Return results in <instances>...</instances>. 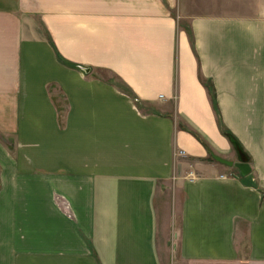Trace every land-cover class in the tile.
I'll return each mask as SVG.
<instances>
[{"label": "crops", "instance_id": "1", "mask_svg": "<svg viewBox=\"0 0 264 264\" xmlns=\"http://www.w3.org/2000/svg\"><path fill=\"white\" fill-rule=\"evenodd\" d=\"M182 2L0 0V264H264V10Z\"/></svg>", "mask_w": 264, "mask_h": 264}, {"label": "rangeland", "instance_id": "2", "mask_svg": "<svg viewBox=\"0 0 264 264\" xmlns=\"http://www.w3.org/2000/svg\"><path fill=\"white\" fill-rule=\"evenodd\" d=\"M182 3L186 15H254L258 10H264V0H183ZM182 23L186 26L188 20H183ZM259 117L264 119V116ZM233 171L235 172V169Z\"/></svg>", "mask_w": 264, "mask_h": 264}, {"label": "water", "instance_id": "3", "mask_svg": "<svg viewBox=\"0 0 264 264\" xmlns=\"http://www.w3.org/2000/svg\"><path fill=\"white\" fill-rule=\"evenodd\" d=\"M232 142H233L234 147H235L237 154H238V161H236V162L230 161V160L224 159V158L217 156V155H214L213 157L216 161H218L221 164H224V165L229 166V167L237 168L240 171V173L242 174V176H247L252 171V168H251L250 163H249V158H248L247 154L244 152L243 148L240 146V144L237 141H235L233 139Z\"/></svg>", "mask_w": 264, "mask_h": 264}, {"label": "trees", "instance_id": "4", "mask_svg": "<svg viewBox=\"0 0 264 264\" xmlns=\"http://www.w3.org/2000/svg\"><path fill=\"white\" fill-rule=\"evenodd\" d=\"M208 87H209V85H208ZM210 92H211V95H212V100H213V102H214V104H215V106H216V98H215V93H214V91L210 88Z\"/></svg>", "mask_w": 264, "mask_h": 264}]
</instances>
